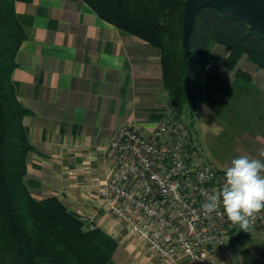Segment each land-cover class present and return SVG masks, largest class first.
<instances>
[{
    "label": "crops",
    "instance_id": "obj_1",
    "mask_svg": "<svg viewBox=\"0 0 264 264\" xmlns=\"http://www.w3.org/2000/svg\"><path fill=\"white\" fill-rule=\"evenodd\" d=\"M14 3L27 33L12 82L30 110L23 119L36 149L24 177L30 194L56 196L84 224L93 216V225L117 242L107 264H192L183 256L162 261L115 222L98 195V182L114 163L109 140L118 127L133 124L148 135L171 109L158 49L82 0ZM202 264H264V233L235 226Z\"/></svg>",
    "mask_w": 264,
    "mask_h": 264
},
{
    "label": "trees",
    "instance_id": "obj_2",
    "mask_svg": "<svg viewBox=\"0 0 264 264\" xmlns=\"http://www.w3.org/2000/svg\"><path fill=\"white\" fill-rule=\"evenodd\" d=\"M14 1L0 0V264H107L114 238L99 227L86 228L56 196L35 198L25 185L27 158L36 149L23 124L30 110L12 82L15 56L27 36ZM82 1L105 21L158 49L163 87L178 120L187 114L194 123L202 99L214 103L223 122L232 116L246 127L264 116L261 90L249 73L236 68L232 81H225L205 68L218 44L229 49L223 63L228 69L245 54L264 70V34L247 23L212 6L201 8L184 55L185 0Z\"/></svg>",
    "mask_w": 264,
    "mask_h": 264
},
{
    "label": "built area",
    "instance_id": "obj_3",
    "mask_svg": "<svg viewBox=\"0 0 264 264\" xmlns=\"http://www.w3.org/2000/svg\"><path fill=\"white\" fill-rule=\"evenodd\" d=\"M113 166L98 182V195L117 224H123L162 261L177 256L202 262L225 245L232 225L221 206L205 214L206 196L222 187L225 173L192 147L186 127L166 114L148 135L133 124L109 140ZM93 216L85 227L93 228ZM250 230L264 233V211Z\"/></svg>",
    "mask_w": 264,
    "mask_h": 264
},
{
    "label": "rangeland",
    "instance_id": "obj_4",
    "mask_svg": "<svg viewBox=\"0 0 264 264\" xmlns=\"http://www.w3.org/2000/svg\"><path fill=\"white\" fill-rule=\"evenodd\" d=\"M228 50L222 45H214L206 70L217 73L225 81H232L236 68L245 70L252 76V82L261 90V98L264 101V70L248 59L245 54L239 57L234 68L228 69L223 64ZM213 93L216 98L220 96L217 91ZM199 105L202 110L199 111L197 108V113L200 112L198 116L202 115L203 121L199 120L200 117L197 114L194 123L190 122L187 114H184L179 121L186 127L192 147L198 150L206 162L225 173V165H229L230 161L239 155L247 154L264 159L259 156V152L264 150V116L254 120L251 126L245 127L240 120L231 119L232 116L229 117V123L223 122L221 118L222 122L219 121L213 110L214 103L209 99L200 100ZM172 112L171 108L168 113Z\"/></svg>",
    "mask_w": 264,
    "mask_h": 264
},
{
    "label": "clouds",
    "instance_id": "obj_5",
    "mask_svg": "<svg viewBox=\"0 0 264 264\" xmlns=\"http://www.w3.org/2000/svg\"><path fill=\"white\" fill-rule=\"evenodd\" d=\"M259 156L264 157V150ZM224 171L225 182L206 196L202 211L210 214L222 206L232 225L249 232L256 216L264 211V159L239 155Z\"/></svg>",
    "mask_w": 264,
    "mask_h": 264
},
{
    "label": "water",
    "instance_id": "obj_6",
    "mask_svg": "<svg viewBox=\"0 0 264 264\" xmlns=\"http://www.w3.org/2000/svg\"><path fill=\"white\" fill-rule=\"evenodd\" d=\"M206 6L215 7L264 34V0H185L182 20L184 55L189 51L188 36L192 29L195 14Z\"/></svg>",
    "mask_w": 264,
    "mask_h": 264
}]
</instances>
